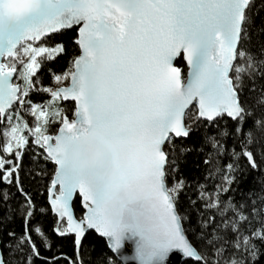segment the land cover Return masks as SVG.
Here are the masks:
<instances>
[{
    "label": "snow or ice",
    "instance_id": "snow-or-ice-1",
    "mask_svg": "<svg viewBox=\"0 0 264 264\" xmlns=\"http://www.w3.org/2000/svg\"><path fill=\"white\" fill-rule=\"evenodd\" d=\"M256 34L264 0H0V264H264Z\"/></svg>",
    "mask_w": 264,
    "mask_h": 264
},
{
    "label": "trees",
    "instance_id": "trees-1",
    "mask_svg": "<svg viewBox=\"0 0 264 264\" xmlns=\"http://www.w3.org/2000/svg\"><path fill=\"white\" fill-rule=\"evenodd\" d=\"M253 44L259 46L260 44H264V35H259L256 34L253 36ZM68 57L65 58V60L61 61L62 65L66 66V62H67ZM57 70H59V68H57ZM49 75L50 74H45L44 76V83L48 84L50 83V79H49ZM32 99L34 100V102H42L43 99H47L46 94H44L43 96L41 95H33ZM196 158L192 157L189 159L188 164L186 165L185 168V176L187 177V181L191 182L194 178L196 177H200L201 179H203V173H204V165L202 163L199 164V166H197L196 164ZM27 183V181H26ZM258 188V183H257V179L251 178V177H245V179L243 180L240 188H239V195H247L249 193L250 190L256 189ZM193 199H195V194L193 193ZM182 199H184V197L182 196ZM76 211L79 210V206L77 205L75 207ZM16 230L17 232L21 231V225L18 222L16 225ZM69 253H71V249H68ZM107 249H105L103 247V245L101 244L99 247L96 248L95 252H91V250H89V253L86 254V259L89 258V256H95L97 254H100L101 252H106ZM184 264V263H183ZM192 264H194V262H192Z\"/></svg>",
    "mask_w": 264,
    "mask_h": 264
},
{
    "label": "water",
    "instance_id": "water-1",
    "mask_svg": "<svg viewBox=\"0 0 264 264\" xmlns=\"http://www.w3.org/2000/svg\"><path fill=\"white\" fill-rule=\"evenodd\" d=\"M98 235V234H97ZM129 241H125V249L123 250L124 255L132 256L134 254V246L129 247ZM187 258L183 257L179 252H174L169 257V264H183ZM121 264L125 262L121 259ZM128 264H137L135 260L128 261Z\"/></svg>",
    "mask_w": 264,
    "mask_h": 264
}]
</instances>
